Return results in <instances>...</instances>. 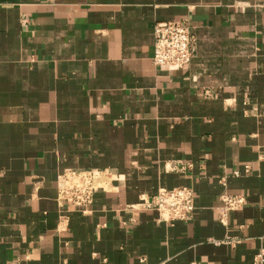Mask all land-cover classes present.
<instances>
[{
    "label": "crops",
    "instance_id": "obj_1",
    "mask_svg": "<svg viewBox=\"0 0 264 264\" xmlns=\"http://www.w3.org/2000/svg\"><path fill=\"white\" fill-rule=\"evenodd\" d=\"M184 17L190 62L154 65L155 23ZM72 170L103 175L85 208L58 200ZM181 186L189 221L141 205ZM224 192L245 202L222 218ZM261 247L264 0H0V264H252Z\"/></svg>",
    "mask_w": 264,
    "mask_h": 264
},
{
    "label": "built area",
    "instance_id": "obj_2",
    "mask_svg": "<svg viewBox=\"0 0 264 264\" xmlns=\"http://www.w3.org/2000/svg\"><path fill=\"white\" fill-rule=\"evenodd\" d=\"M152 62L157 66H173L183 68L187 65L194 52L195 36L187 17L172 21L155 23L153 27ZM245 169H248L246 166ZM238 176V171H233ZM102 174L88 170L68 171L61 175V187L58 200L66 201L79 207H87L93 200L94 191L101 185ZM224 183V178L221 179ZM221 217L244 205L242 195L222 193ZM144 208L155 209L159 220L166 222L189 221L195 209L194 194L186 186L172 189H160L149 200L142 201ZM217 243V241H214ZM190 264H195L190 263ZM252 264H264V247H261L252 258Z\"/></svg>",
    "mask_w": 264,
    "mask_h": 264
}]
</instances>
